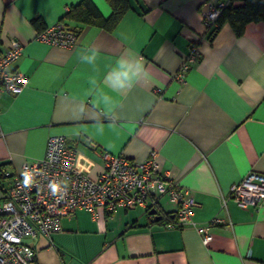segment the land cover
I'll return each instance as SVG.
<instances>
[{"label":"crops","instance_id":"1","mask_svg":"<svg viewBox=\"0 0 264 264\" xmlns=\"http://www.w3.org/2000/svg\"><path fill=\"white\" fill-rule=\"evenodd\" d=\"M78 1L0 0V52L17 40L22 52L7 69L26 78L18 93L0 95V197L59 134L93 162L91 175L103 152L139 161L154 149L159 171L198 203L193 221L223 222L204 245L193 226L167 224L175 205L166 195L156 209L162 221L139 207L97 216L79 209L49 240L33 241L35 264H264V197L254 209L226 196L249 171L264 173V22L237 35L225 21L209 37L201 12L219 0H129L111 29L64 19L77 30L71 49L35 39L32 18L46 27ZM92 2L110 14L106 0ZM191 44L198 57L178 76ZM92 51L95 65L81 62ZM121 58L140 60L148 77L114 90L109 77Z\"/></svg>","mask_w":264,"mask_h":264},{"label":"built area","instance_id":"2","mask_svg":"<svg viewBox=\"0 0 264 264\" xmlns=\"http://www.w3.org/2000/svg\"><path fill=\"white\" fill-rule=\"evenodd\" d=\"M226 3V0H219L202 10L201 17L207 28L216 24ZM35 39L50 46L71 49L76 44L77 30L58 20L38 30ZM21 52V44L14 39L0 52V95L2 92L18 93L26 82L19 68L7 69ZM197 57L198 49L191 44L178 76ZM102 158L101 171L91 175L93 162L67 147L62 135L52 134L47 138L43 157L21 164L12 184L0 197V264H35L33 241L38 236L49 240L52 233L61 229V218L79 209L93 216L118 207H139L149 213L150 209H157L160 197L166 195L175 205L174 220L167 224L193 226L204 245L211 240V227L223 222L218 216L203 224L193 221L198 203L178 180L159 171L154 149L139 161L108 152H103ZM25 173L29 175L28 185L24 183ZM51 183L60 185L56 194L51 192ZM226 196L239 207L258 208L264 197V173L249 171L229 186ZM225 199L222 198L223 205Z\"/></svg>","mask_w":264,"mask_h":264},{"label":"trees","instance_id":"3","mask_svg":"<svg viewBox=\"0 0 264 264\" xmlns=\"http://www.w3.org/2000/svg\"><path fill=\"white\" fill-rule=\"evenodd\" d=\"M106 1L111 7V12L106 18L100 14L92 0H80L70 5L60 20L63 21L65 19L77 22L78 24H99L107 29H111L126 9L130 7V4L129 0ZM237 1L239 2L237 3ZM226 2V5L221 9L215 21L216 24L209 33V37L215 34L219 25L225 21L231 25L237 35L243 33L246 23L250 21L264 22V0H226ZM31 22L36 27H39V30L44 28L39 22V17L32 18ZM73 28L75 29L74 26ZM1 176L0 171V178ZM174 217V213H167L165 216L167 221L174 220ZM165 218L162 216L158 221L165 220Z\"/></svg>","mask_w":264,"mask_h":264},{"label":"clouds","instance_id":"4","mask_svg":"<svg viewBox=\"0 0 264 264\" xmlns=\"http://www.w3.org/2000/svg\"><path fill=\"white\" fill-rule=\"evenodd\" d=\"M98 53L92 51L89 55H80L81 62H86L89 65H95ZM118 66L114 71H111L109 80L110 85L114 90L130 89L134 82L141 79L147 78L148 72L144 64L140 60H133L127 58H121L116 62ZM92 83H95L92 81ZM107 99V97H106ZM102 131V129H101ZM24 183L28 185L30 183L29 175L24 174ZM52 194H56L60 190V185L57 183H51L49 185Z\"/></svg>","mask_w":264,"mask_h":264},{"label":"water","instance_id":"5","mask_svg":"<svg viewBox=\"0 0 264 264\" xmlns=\"http://www.w3.org/2000/svg\"><path fill=\"white\" fill-rule=\"evenodd\" d=\"M149 214L153 215L155 219H159L160 216L157 215V210L155 208H152L149 210Z\"/></svg>","mask_w":264,"mask_h":264}]
</instances>
